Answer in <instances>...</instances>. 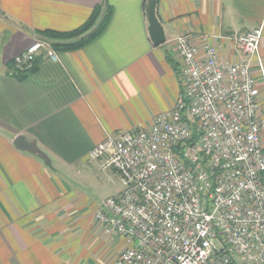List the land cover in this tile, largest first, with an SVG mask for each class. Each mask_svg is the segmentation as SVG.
I'll use <instances>...</instances> for the list:
<instances>
[{
	"label": "crops",
	"instance_id": "1",
	"mask_svg": "<svg viewBox=\"0 0 264 264\" xmlns=\"http://www.w3.org/2000/svg\"><path fill=\"white\" fill-rule=\"evenodd\" d=\"M99 6L111 16L98 38L55 50L54 61L40 52L17 77L13 59L43 32L75 31ZM145 7L146 0H0V264H114L128 247L94 218L105 198L93 201L78 185L96 164L87 158L95 145L175 108L176 38L191 34L199 58L212 46L234 63L240 56L229 37L261 27L264 65V0H155L165 37L157 46ZM19 136L39 154L17 150Z\"/></svg>",
	"mask_w": 264,
	"mask_h": 264
},
{
	"label": "built area",
	"instance_id": "2",
	"mask_svg": "<svg viewBox=\"0 0 264 264\" xmlns=\"http://www.w3.org/2000/svg\"><path fill=\"white\" fill-rule=\"evenodd\" d=\"M174 40L181 59L180 99L145 128L107 136L88 153L114 170L121 192L94 218L128 247L114 264H264V110L259 80L262 28L233 34L238 62L204 57ZM56 60L51 43L34 40L13 59L27 74L37 55Z\"/></svg>",
	"mask_w": 264,
	"mask_h": 264
},
{
	"label": "trees",
	"instance_id": "3",
	"mask_svg": "<svg viewBox=\"0 0 264 264\" xmlns=\"http://www.w3.org/2000/svg\"><path fill=\"white\" fill-rule=\"evenodd\" d=\"M110 14L108 8L103 9L102 6H99L93 10L85 24L77 30L69 33L43 32L42 37L51 43V47L54 51H69L81 48L94 41L105 31L110 20ZM36 63L35 60L34 64L36 65ZM22 76L24 75L17 74V77L20 79Z\"/></svg>",
	"mask_w": 264,
	"mask_h": 264
},
{
	"label": "rangeland",
	"instance_id": "4",
	"mask_svg": "<svg viewBox=\"0 0 264 264\" xmlns=\"http://www.w3.org/2000/svg\"><path fill=\"white\" fill-rule=\"evenodd\" d=\"M95 163L81 179L78 189L93 201L116 196L121 188L118 174L112 169H103L99 162Z\"/></svg>",
	"mask_w": 264,
	"mask_h": 264
},
{
	"label": "water",
	"instance_id": "5",
	"mask_svg": "<svg viewBox=\"0 0 264 264\" xmlns=\"http://www.w3.org/2000/svg\"><path fill=\"white\" fill-rule=\"evenodd\" d=\"M146 15L148 20V30L150 38L154 45H160L165 42L163 30L155 16V0H146ZM14 147L19 151H25L33 155H38L39 151L36 147L27 142L23 136L17 137L13 142Z\"/></svg>",
	"mask_w": 264,
	"mask_h": 264
}]
</instances>
